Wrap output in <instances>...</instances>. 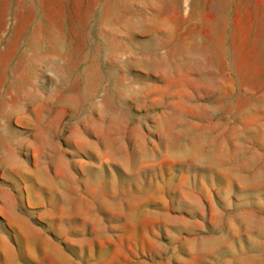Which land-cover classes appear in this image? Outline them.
<instances>
[{
    "label": "rangeland",
    "instance_id": "374dc122",
    "mask_svg": "<svg viewBox=\"0 0 264 264\" xmlns=\"http://www.w3.org/2000/svg\"><path fill=\"white\" fill-rule=\"evenodd\" d=\"M0 264H264V0H0Z\"/></svg>",
    "mask_w": 264,
    "mask_h": 264
}]
</instances>
